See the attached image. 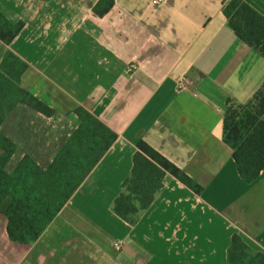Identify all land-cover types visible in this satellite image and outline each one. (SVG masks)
I'll return each mask as SVG.
<instances>
[{
  "label": "crops",
  "instance_id": "obj_1",
  "mask_svg": "<svg viewBox=\"0 0 264 264\" xmlns=\"http://www.w3.org/2000/svg\"><path fill=\"white\" fill-rule=\"evenodd\" d=\"M99 1L0 0L24 24L11 45L0 40V64L7 51L26 62L22 87L55 111L20 104L7 116L17 151L6 170L26 155L47 168L80 125L78 107L118 135L37 241L13 243L0 213V264H227L235 233L264 253V172L241 179L223 129L227 101L247 104L264 83V57L229 28L225 0H115L103 17ZM245 1L264 15V0ZM140 140L203 192L168 174L129 223L113 204Z\"/></svg>",
  "mask_w": 264,
  "mask_h": 264
},
{
  "label": "trees",
  "instance_id": "obj_2",
  "mask_svg": "<svg viewBox=\"0 0 264 264\" xmlns=\"http://www.w3.org/2000/svg\"><path fill=\"white\" fill-rule=\"evenodd\" d=\"M115 0H100L94 13L103 17ZM223 13L235 36L264 57V15L245 0H225ZM24 24H13L0 11V40L7 46ZM29 66L12 51L0 64V213L7 218V234L13 243L37 241L59 215L85 179L112 147L118 135L83 107L74 110L80 125L53 162L43 168L26 155L9 173L6 166L17 151L2 126L7 116L25 104L46 117L54 109L21 85ZM224 141L234 153L241 179L252 184L264 172V83L247 104L228 100L224 117ZM133 168L113 204L115 214L131 223L148 209L170 174L200 195L203 188L147 142L136 144ZM227 264H264V253L251 248L238 233L231 239Z\"/></svg>",
  "mask_w": 264,
  "mask_h": 264
},
{
  "label": "built area",
  "instance_id": "obj_3",
  "mask_svg": "<svg viewBox=\"0 0 264 264\" xmlns=\"http://www.w3.org/2000/svg\"><path fill=\"white\" fill-rule=\"evenodd\" d=\"M165 2V0H152V4L155 6L161 5ZM186 81V80H185ZM183 81L181 83V88L185 89L187 87V82ZM122 246L121 244H115V249L116 250H121Z\"/></svg>",
  "mask_w": 264,
  "mask_h": 264
}]
</instances>
